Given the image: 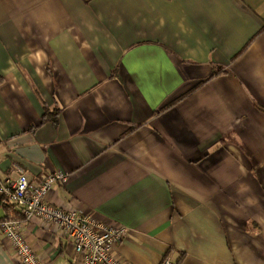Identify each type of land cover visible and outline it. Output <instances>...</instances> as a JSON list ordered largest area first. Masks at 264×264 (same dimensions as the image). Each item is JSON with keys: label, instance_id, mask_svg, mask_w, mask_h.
<instances>
[{"label": "crops", "instance_id": "crops-1", "mask_svg": "<svg viewBox=\"0 0 264 264\" xmlns=\"http://www.w3.org/2000/svg\"><path fill=\"white\" fill-rule=\"evenodd\" d=\"M0 136V177L70 174L47 201L125 225L126 264H264V0H0Z\"/></svg>", "mask_w": 264, "mask_h": 264}, {"label": "built area", "instance_id": "built-area-1", "mask_svg": "<svg viewBox=\"0 0 264 264\" xmlns=\"http://www.w3.org/2000/svg\"><path fill=\"white\" fill-rule=\"evenodd\" d=\"M69 178L70 174L57 170L35 184L21 168L16 176L0 177V195H4L22 214L21 217L0 222L19 264H44L23 232L24 222L33 218L51 222L67 234L73 241L81 264H126L115 252L116 246L128 233L125 225L107 223L79 209L47 201L53 184L66 183ZM162 264L178 262L166 257Z\"/></svg>", "mask_w": 264, "mask_h": 264}, {"label": "trees", "instance_id": "trees-1", "mask_svg": "<svg viewBox=\"0 0 264 264\" xmlns=\"http://www.w3.org/2000/svg\"><path fill=\"white\" fill-rule=\"evenodd\" d=\"M48 113V112H47ZM47 116H45L46 118ZM4 207L7 209V214L3 217L0 216V222L9 218L21 217V213L16 209L15 205L11 203L4 195H0V208Z\"/></svg>", "mask_w": 264, "mask_h": 264}]
</instances>
